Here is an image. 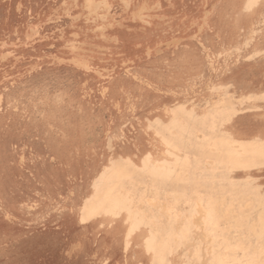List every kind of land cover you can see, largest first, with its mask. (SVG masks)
Returning a JSON list of instances; mask_svg holds the SVG:
<instances>
[{
	"label": "rangeland",
	"instance_id": "obj_1",
	"mask_svg": "<svg viewBox=\"0 0 264 264\" xmlns=\"http://www.w3.org/2000/svg\"><path fill=\"white\" fill-rule=\"evenodd\" d=\"M143 261L264 264V0H0V264Z\"/></svg>",
	"mask_w": 264,
	"mask_h": 264
},
{
	"label": "bare ground",
	"instance_id": "obj_2",
	"mask_svg": "<svg viewBox=\"0 0 264 264\" xmlns=\"http://www.w3.org/2000/svg\"><path fill=\"white\" fill-rule=\"evenodd\" d=\"M214 147V146H213ZM215 148V147H214ZM23 160V159H22ZM204 207V206H203ZM203 207L201 206V207H199V208H197V213H199V217L197 218V220H196V222H197V226L196 227H198L199 229H200V231H203V230H206L207 229V221L209 220L208 219V216L206 215V212L207 211H205L204 212V209H203ZM205 209H207V208H205ZM207 210H210V209H207ZM208 213V212H207ZM216 220V219H215ZM212 221V220H211ZM210 223V222H209ZM214 225V224H213ZM215 226V225H214ZM259 227V226H258ZM209 229V228H208ZM213 231V230H212ZM205 232V231H204ZM209 232V231H208ZM211 232V231H210ZM214 233V232H213ZM202 234V233H201ZM209 234V233H208ZM208 234H207V236H208ZM200 235V234H199ZM206 237V236H205ZM213 238V237H212ZM206 238H204V240H205ZM204 242V241H203ZM210 242H211V240H210ZM208 243H209V241H208ZM209 246V245H208ZM210 248V247H209ZM222 248V247H221ZM223 249V248H222ZM225 249V248H224ZM212 250V249H211ZM210 249H209V251H211ZM214 251V250H213ZM212 251V252H213ZM227 252V251H226ZM214 253V252H213ZM228 254V253H227ZM142 256H146L145 255V253H143V254H139L138 255V258H142ZM224 258H227V257H223V259ZM225 261H223V262H221V263H224Z\"/></svg>",
	"mask_w": 264,
	"mask_h": 264
},
{
	"label": "crops",
	"instance_id": "obj_3",
	"mask_svg": "<svg viewBox=\"0 0 264 264\" xmlns=\"http://www.w3.org/2000/svg\"><path fill=\"white\" fill-rule=\"evenodd\" d=\"M144 261H146V259ZM144 261L142 262L143 264H144ZM133 264H141V263L134 262Z\"/></svg>",
	"mask_w": 264,
	"mask_h": 264
}]
</instances>
